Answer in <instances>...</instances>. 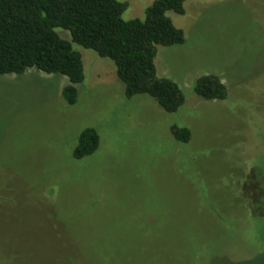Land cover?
<instances>
[{"label": "rangeland", "instance_id": "374dc122", "mask_svg": "<svg viewBox=\"0 0 264 264\" xmlns=\"http://www.w3.org/2000/svg\"><path fill=\"white\" fill-rule=\"evenodd\" d=\"M116 1L130 21L156 0ZM184 12L166 14L184 43L154 59L184 95L174 114L127 100L114 63L74 44V106L64 77L0 76V264H264V0H187ZM205 75L226 100L193 93ZM88 127L99 148L74 161Z\"/></svg>", "mask_w": 264, "mask_h": 264}, {"label": "trees", "instance_id": "16d2710c", "mask_svg": "<svg viewBox=\"0 0 264 264\" xmlns=\"http://www.w3.org/2000/svg\"><path fill=\"white\" fill-rule=\"evenodd\" d=\"M187 0H156L145 10L143 20L123 21L127 3L116 0H0V76H21L29 70L67 79L61 97L68 106L78 100L84 80L82 56L73 44L91 50L114 63L124 85V96L147 95L168 114L176 113L185 98L178 85L159 78L154 59L156 46L184 43V34L166 15H184ZM56 29L67 31L70 41ZM192 91L204 101L222 102L226 86L215 75L201 76ZM173 139L183 145L191 140L185 127L171 126ZM71 150L74 161L92 156L100 144L95 128H85Z\"/></svg>", "mask_w": 264, "mask_h": 264}]
</instances>
